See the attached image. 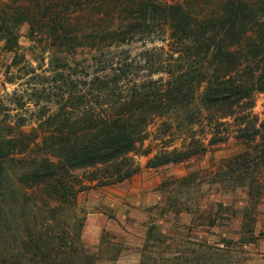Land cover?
I'll use <instances>...</instances> for the list:
<instances>
[{
	"label": "trees",
	"instance_id": "1",
	"mask_svg": "<svg viewBox=\"0 0 264 264\" xmlns=\"http://www.w3.org/2000/svg\"><path fill=\"white\" fill-rule=\"evenodd\" d=\"M61 5L63 22L53 13L58 4L46 12L56 24L47 33L54 85L33 92L35 106L44 102L38 126L27 133L24 123L3 131L0 125V192L6 164L17 160L29 163L20 184L45 190L50 202H75L90 187L84 178L98 186L125 182L141 171L136 157L151 154L143 150L150 123L173 115L190 128L205 121L213 129L236 127V138L251 147L228 167L239 168L242 184L251 178L248 187L264 191L261 177L249 175L264 166V120L251 111L255 94L264 93V0H223L219 12L203 16L193 15L187 0H114L112 19L97 11L76 21L74 13L107 1L61 0ZM9 24L0 20V33L13 50L18 36ZM166 29L168 49L148 48L135 56L120 49L163 38ZM79 48H87L88 57L77 60ZM172 129L168 125L163 134ZM188 139L181 149L153 155L147 166L184 163L207 151L194 133ZM222 140L214 137L210 144ZM77 171L83 173L78 186Z\"/></svg>",
	"mask_w": 264,
	"mask_h": 264
},
{
	"label": "rangeland",
	"instance_id": "2",
	"mask_svg": "<svg viewBox=\"0 0 264 264\" xmlns=\"http://www.w3.org/2000/svg\"><path fill=\"white\" fill-rule=\"evenodd\" d=\"M106 1L74 13L73 21L97 11L112 19L114 0ZM187 2L196 16L215 14L223 6V0ZM56 4L53 13L62 21L61 0H0V20L8 19L18 36L10 50L0 33L1 131L9 124L24 123L27 133L38 126L44 102L35 106L33 92L54 85L47 33L56 24L46 12ZM21 16L25 20L16 24ZM168 43L166 29L163 38L120 49L135 56L148 48L168 49ZM78 53L77 60L89 55L87 48ZM254 100L252 114L264 120V93ZM170 124L174 129L163 134ZM236 131L231 125L213 129L206 121L190 128L181 115L156 117L143 146L151 154L136 157L141 171L111 186L84 178L90 187L70 203L50 202L45 190L22 186L19 176L29 163L8 162L0 192V264H264V191L248 187L251 178L242 184L239 168L228 167L231 158L251 147L236 138ZM191 133L207 146L205 153L184 163L147 166L153 155L185 147ZM214 137L223 140L210 144ZM75 175L78 186L83 173ZM249 175L264 181V166Z\"/></svg>",
	"mask_w": 264,
	"mask_h": 264
}]
</instances>
